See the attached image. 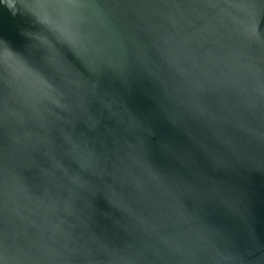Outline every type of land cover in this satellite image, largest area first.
<instances>
[{
	"label": "water",
	"instance_id": "obj_1",
	"mask_svg": "<svg viewBox=\"0 0 264 264\" xmlns=\"http://www.w3.org/2000/svg\"><path fill=\"white\" fill-rule=\"evenodd\" d=\"M0 43V264H264V0H0Z\"/></svg>",
	"mask_w": 264,
	"mask_h": 264
},
{
	"label": "snow or ice",
	"instance_id": "obj_2",
	"mask_svg": "<svg viewBox=\"0 0 264 264\" xmlns=\"http://www.w3.org/2000/svg\"><path fill=\"white\" fill-rule=\"evenodd\" d=\"M42 23H44L46 27H49L53 31L59 33V35L62 37L63 40L65 41L72 40L71 35L68 34L63 28L54 25L50 17L46 16L42 18ZM0 56H2L4 59L10 58L21 66V60L19 54L16 51L12 50L9 45L0 43Z\"/></svg>",
	"mask_w": 264,
	"mask_h": 264
},
{
	"label": "clouds",
	"instance_id": "obj_3",
	"mask_svg": "<svg viewBox=\"0 0 264 264\" xmlns=\"http://www.w3.org/2000/svg\"><path fill=\"white\" fill-rule=\"evenodd\" d=\"M6 7H8L9 9H12V6L11 5H6ZM13 14H16L15 12H13Z\"/></svg>",
	"mask_w": 264,
	"mask_h": 264
}]
</instances>
